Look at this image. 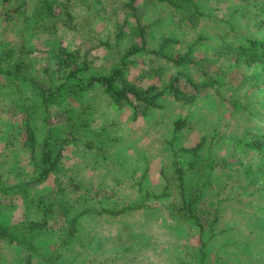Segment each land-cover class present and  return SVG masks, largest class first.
<instances>
[{"label":"rangeland","instance_id":"1","mask_svg":"<svg viewBox=\"0 0 264 264\" xmlns=\"http://www.w3.org/2000/svg\"><path fill=\"white\" fill-rule=\"evenodd\" d=\"M37 1L11 0L8 5L0 4V39L16 45L23 43L30 50L27 60L39 78L45 76L42 70L52 60L51 51L58 44L79 48L80 52L88 50L86 55L92 66L106 69L113 59L108 57L111 53L102 41L109 38L112 42L114 24L125 22L127 32L133 31L135 25L131 12L122 7L124 0H69L70 18L64 15L33 24L30 20ZM196 1L205 16L192 25L187 19L180 21L178 11L173 13L165 3L138 0L137 5L143 8L141 21L150 24L146 29L148 46L154 48L170 36L176 41L168 53L175 55L185 52L198 39L192 54L195 62L176 67L163 58L139 55L125 76L139 84L161 86L178 73L182 88L185 77L196 82L215 80V86L198 92L184 87L187 94L195 97L193 103L166 95L160 108L135 121L128 106L116 109L98 87L75 97L70 106L83 111L86 132L80 131L75 143L65 148L59 176L69 175L73 178L70 181L82 182L80 188L64 194L67 205L76 203L74 198L80 194L90 206L103 203L116 207L138 202L147 191L160 193L165 185L161 170L172 180L169 140L180 122L173 147L191 146L204 135L211 144V153L232 164L223 169L216 167L206 193V197L220 201V220L202 238L196 225L171 213L178 202L173 184L166 197L149 198L146 208L116 217H82L71 243L58 247L67 213L57 209L47 233L35 238L44 253L59 256L56 264H198L204 243L210 250L209 263L218 259L220 264H264V178L253 182L244 166L249 162L256 166L258 158L252 159L251 152L230 146L247 130L264 133L263 69L230 52L217 55L223 45L235 47L248 36H260L262 29L257 23L264 19V9L259 11V5L242 0ZM8 6H19L11 21L3 20L2 13ZM126 40L129 39L123 43ZM15 91L14 86L3 89L4 100L0 101V183L9 189L0 191V220L11 223L36 218L33 202L47 201L56 193L54 176L43 182L31 181L33 167L29 151L23 146L26 110L34 108L31 122L40 137L38 126H43V109L27 87ZM9 103H19L21 110L4 111ZM61 117V107L52 106L50 119ZM72 117L75 119L76 114ZM87 141L92 142V148L85 147ZM104 146L107 153L97 155L95 148ZM196 167L186 168L188 179H196ZM21 182L27 183L26 192L16 187ZM64 198L61 196L63 202ZM25 254L13 245L0 244V264H23Z\"/></svg>","mask_w":264,"mask_h":264},{"label":"trees","instance_id":"2","mask_svg":"<svg viewBox=\"0 0 264 264\" xmlns=\"http://www.w3.org/2000/svg\"><path fill=\"white\" fill-rule=\"evenodd\" d=\"M100 2V0H96ZM146 1V0H145ZM152 2L165 3L170 10L179 15V20L187 19L192 25H196L199 17L205 16V10H199L200 6L196 0H147ZM69 0H38L37 7L33 12V24L42 21H48L52 18H63L66 15L70 18L68 12ZM259 5V11L264 9V0H242ZM11 0H0L1 6L8 5ZM138 0H124L122 7L131 12L134 19L133 31H126L124 23L114 24L113 40L109 38L102 41V45L108 48L113 61L106 69H96L87 58V51L79 48H69L58 44L52 49L51 61L42 70L41 78L38 77L32 63L27 60L30 50L26 49L23 43L14 44L10 40L0 39V101H3V89H10L14 86L15 90L20 92L21 87H27L37 98V106L43 109L41 121L43 126H38L42 135L39 137L35 132L37 126L31 122L30 112L26 110V116L22 121L24 125L23 146L29 151V160L33 167L32 182H43L54 176L56 185L54 195L46 200H36L33 202L37 217H26L20 222L11 223L0 220V244L13 245L14 247L25 251L23 264H56L58 257L56 254H47L41 250V245L35 240L38 235L47 233L48 223L55 217L57 209H63L67 215L65 218L64 234L60 239L58 247H63L71 243L74 234L81 222L82 217L88 215L116 217L118 215L136 211L148 207L146 201L149 198H164L167 196L169 188L174 184L177 190V207L172 210V214L180 219L188 221L198 228L200 236L203 238L205 233L212 230L220 220V201L212 200L206 197L208 188L213 183L211 174L215 173L217 166L220 168L231 167L232 164L225 159L218 158L211 153V144L207 142V136L202 135L196 143L191 146L180 145L173 147L175 135L181 128L180 122L176 123L173 134L169 140L171 147V177H165L161 170V176L165 180V185L160 193L145 192L141 194L138 202L127 203L120 206H105L86 204V198L83 194L74 198L76 203L66 204L64 194L67 190L70 192L81 187L78 180H73L69 175L59 176L64 159V150L77 140L80 131L86 132L87 124L83 121V111L77 112L70 106L75 97H80L88 93L91 89L98 87L107 99L116 109H122L128 106L131 110L132 120L141 117H147L152 109L160 108L161 100L169 95L175 100H182L185 103H193L195 97L187 94L184 87L192 91L214 87L215 80H202L196 82L189 77H185L183 88L179 84V74H172L162 85L149 83L143 85L130 81L125 76V71L135 61L139 55H149L163 58L171 61L176 67H186L195 60L192 58L194 47L198 39L190 44L187 50L181 54L170 55L169 47L175 42V38L166 36L156 47L150 48L147 41V28L149 23H142V6L137 5ZM4 10L3 20L11 21L14 18V12L18 7H10ZM12 13V14H11ZM60 18V19H61ZM258 28L262 29L260 36H248L239 41L235 47L223 45V50L217 52V55H227L229 52L239 56L247 64H258L261 66L264 76V19L258 21ZM129 39L123 43L124 39ZM238 59V58H237ZM160 72V71H159ZM15 91V92H16ZM5 103V102H4ZM4 111L17 113L19 103H9ZM57 105L61 107L62 117L58 120L50 119L51 107ZM24 107V104H22ZM82 111V112H81ZM76 114V118L72 117ZM78 117V119H77ZM98 135V134H96ZM233 149L241 152H251L250 157L258 158V164L253 162L244 166V172L252 176L253 182L259 178H264V133H252L245 131L242 137L235 138L230 144ZM86 148H92L90 141L85 142ZM96 154H106V147L95 148ZM205 152V154L203 153ZM203 153V154H202ZM219 159V160H218ZM196 167L197 177L195 180L187 178L186 168ZM254 167V169H252ZM64 177V178H62ZM69 180V181H67ZM173 181V182H172ZM16 187L27 191V183L21 182ZM7 191L8 186L0 183V191ZM64 198V202L61 196ZM65 205V206H64ZM210 208H213L210 211ZM206 248V249H205ZM207 243H204L199 251L198 264H220L219 260L214 259L209 263L207 252ZM36 258V259H34Z\"/></svg>","mask_w":264,"mask_h":264}]
</instances>
